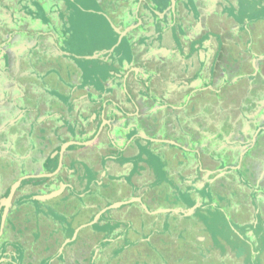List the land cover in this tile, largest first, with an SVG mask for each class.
<instances>
[{
	"label": "crops",
	"instance_id": "obj_1",
	"mask_svg": "<svg viewBox=\"0 0 264 264\" xmlns=\"http://www.w3.org/2000/svg\"><path fill=\"white\" fill-rule=\"evenodd\" d=\"M209 1L196 0L204 12L194 11L198 14H192L191 26L185 28L200 39L207 34L203 32L205 24H217L216 27L223 31L227 29L224 21L219 19L221 17L214 19V10L207 11ZM262 2L254 0L242 15L230 16L231 20H227L231 25L227 29V43L233 46L239 41V35H243L246 48H249V61L256 56L263 57L258 54H262L260 45L264 44L252 43V35L255 38L264 34V14H261L264 8L258 6ZM114 4L113 0H31L25 7L30 16L17 23L23 33L18 31L14 21L8 30L12 37L7 33L2 35L0 54L6 59L1 63L8 66L0 68V86L10 85L8 80L22 84L14 86V89L23 96L22 103L30 102L28 106L33 108V116L19 113L25 118L32 117V126L37 125L33 127L35 132L25 128L13 139H10L12 133H2L7 137L6 146L14 145L15 157L40 156L38 152L46 137L49 145L43 150V158L49 156L46 169L53 171L57 165L53 156L63 142L59 140L50 145L55 126L64 128L60 134V139L64 140L67 139L65 127L73 134L77 133V126L84 127L88 122L99 126V129L93 138V141L97 140L94 145L77 151L69 148L43 191L37 193L33 190V196L22 199L18 195L13 202L10 201L11 208L0 234V242L3 239L8 242L0 250V264H28L31 261L35 264H74L79 258H84L86 264L97 260L101 263L142 264L157 262L156 259L162 255L165 256L159 260L160 263L173 264L172 258L177 259L180 249L189 254L182 255L179 264L195 263L192 259L199 264H250L264 260V228L259 233L258 227L264 226V208L256 207L252 214V189L249 188L252 166L250 181L240 177V181H234L237 185L232 186L229 172L238 169L239 173L240 164L227 170L228 166H214L206 157L208 152H218L225 146L222 142L224 134L219 132V121L215 122L219 110L211 104L214 102L221 110L225 97L233 100L238 92H244L245 82L240 85L235 79L231 85L224 86L223 81L210 80L209 69L205 75L203 63L200 64V72L182 75V65L187 67L193 59L191 51H182L180 57L174 56L169 64L158 57L152 66L147 65L136 50V53L132 51L131 55L123 58L120 45L124 37L118 42L117 32H107L111 29L105 16L108 14L111 18L115 14L112 11ZM140 4H144L143 0L139 1ZM140 7L136 6L134 23L130 25L133 29L127 33H136L138 40L143 35L139 31L144 27ZM174 15L170 14L169 20H173ZM156 17V22H160L161 17L157 14ZM193 39L195 35L191 34V47L198 43L192 44ZM206 39L199 43L198 53L201 55L202 49L208 50L212 45ZM214 42L213 46L219 47V36ZM117 46L120 58L113 54ZM111 50L114 65L108 57L96 58L97 52L103 55ZM227 52L223 53L224 58L225 55L232 58L238 55ZM170 53L173 52L170 50ZM221 54L217 51L218 60H222ZM200 59L203 61L204 55ZM128 60H132L135 66L129 65ZM132 71L148 86L143 89L141 83L130 84L129 96L137 106L138 114L128 118L115 117L105 109L101 119L95 101L100 97L103 101L110 97L101 86L111 88L109 81H118L121 77L133 80ZM215 72H219L216 67ZM237 84L241 86L238 92L228 91ZM92 85L100 86L99 91H95ZM149 93L152 98L145 99L143 96ZM127 107L125 111L132 113V107ZM14 118L17 122L25 121V118ZM113 119L122 125L115 128L118 131L106 127L107 123L115 122ZM130 127L132 130L127 134L119 133L121 128L127 131ZM111 130L113 138L110 140L108 132ZM138 135L149 137L150 141L136 140V143L144 144L137 153L129 144H133L132 138ZM189 136L190 140L187 139ZM230 136L228 142L236 135L230 133ZM126 139L127 144L121 153L119 148L122 146L118 145ZM17 143L31 151L27 149L24 154L17 150ZM111 143L116 145V149L111 147ZM72 151L80 154L79 160L71 159ZM1 168L6 170L7 166L0 165L2 178ZM40 168L39 163H27L26 176L39 175ZM67 169H75L76 174H69ZM84 170L87 171L86 182L85 177H81ZM59 181L64 183V187L56 198L47 201L35 199L55 190ZM0 188L1 194L3 186ZM65 196L70 215L65 220L67 224L65 221L61 225L55 224L60 222L26 207L27 204L53 202ZM260 197L258 200L264 203ZM260 216L262 219L259 220ZM256 238H261L263 244L259 245ZM189 257L193 258L189 260Z\"/></svg>",
	"mask_w": 264,
	"mask_h": 264
},
{
	"label": "rangeland",
	"instance_id": "obj_2",
	"mask_svg": "<svg viewBox=\"0 0 264 264\" xmlns=\"http://www.w3.org/2000/svg\"><path fill=\"white\" fill-rule=\"evenodd\" d=\"M30 1L31 0H17L15 3L16 4L15 8L13 7V9H11L10 11H8V9H5L3 13L0 8V16L2 14L4 15V17L8 18V15L9 16L15 15L16 26L19 27L18 31L22 32L24 30H22L21 26L17 25V23L22 22L24 19H26L24 15L29 16L27 12L29 10H25L26 9L25 7L26 4L29 3ZM139 1L140 0H116V1L113 0V2H115L114 4L115 7L112 9V11L115 14L111 15V18L108 17L110 16L108 14L105 16L107 24L111 29V30L108 29L107 32L110 33V31H112L116 33L115 30L123 31L125 27H128L134 23L133 13L136 9V6L141 5L140 10L142 11L141 15L144 21L143 23L144 27H141L142 29L139 32L140 34L141 33L143 34V35L141 34L142 38L141 40H138V38L135 37L136 33L135 34L129 33L128 35L126 34L124 36L122 46L120 45V48L123 51V56H124L123 58H127L128 55H131L132 51L135 52L136 50L138 51L139 54H142L144 60L147 61V65L152 66L156 63V59L158 57H161L163 60L166 61V64H169L170 61L172 62L174 56H177L179 58L180 55L182 54V51H187V52L191 51L193 52L192 56L193 55L194 56L193 59H191L190 63H187L188 66L191 65V70L189 71L187 67L186 70L184 71L180 70L182 71L181 72L182 75L184 76L186 74L191 75V73H194L196 71L200 72L201 71L199 69L200 64L203 63L205 70L204 74L206 75V70L209 69L208 73H209V78H211L210 80H213V78H215V80L217 81L218 80L223 81L225 82L224 86L231 85L232 80L235 79L236 82H238L240 85L245 82L246 86H243L244 92L241 91H240L241 93L238 92L239 87H241L238 84L235 88L233 87L229 88L228 90L229 92H238L239 94L237 93L236 94L237 97L236 98L233 97V100L227 99L225 97L226 101L223 102L224 107L221 110L220 108H218L217 104L216 105L214 104V102L211 104L214 108H217L219 110V113L217 115L218 119H216L215 122L219 121V125H220L219 132H221L222 135L224 134L222 136V142L225 143V146L222 148V150L221 149L218 150V152H213V153L208 152L206 157L207 160L209 159V161H211L212 165L214 166H221V165L223 167L228 166L227 170H232L231 168H233L235 164L236 165L240 164L239 173H238V169L229 172L230 185L232 186L237 185L236 182L234 181L236 179L237 181H240V177H242L241 179H245L246 181H250L249 179L250 177H252V182L251 181L249 182L250 184L249 188L252 189V214L254 208L256 207H260L261 209L264 208V203L258 200V197L261 196L264 201V71L262 72L260 71L261 69L264 70V62H262L264 61V46L259 44L262 54H258V55H262L263 57L258 58L256 56L254 57L256 59L252 58V61H249L247 56V53L249 54L248 52L249 48L248 46L246 48L247 44L243 35H239V41L237 40L236 42H234L233 46L227 43L229 39L228 30L230 28L229 26H231L227 23V20L229 21L231 20L230 16L235 18L236 16L238 17L242 15L243 11L248 10L252 6V2H254V0H210L209 1L211 2L210 6L207 5L206 7L207 11L211 12L212 10H214V14H213L214 19L217 16L221 17L219 19L224 21L225 26H227L228 30L226 29L223 31L222 28L216 27L217 24H212V23L205 24L203 25L204 27L203 32L207 34L202 39L197 38L199 36L193 34V32L188 33L185 30V28L187 29L190 28L191 26V16L192 14L194 15L195 13H197L194 11H198V12L201 11L202 13L204 12V9L198 7L196 0H175V7L173 12L175 15L173 20L172 19L169 20V15L172 14L170 10V2H169L170 0H143L144 2L143 5L142 4L139 5ZM263 2L258 5L260 8L261 7L264 8ZM200 3L201 2H198V4ZM156 14L159 17H161V20L159 19L160 22H156V18H157ZM261 14H264V12ZM10 20L11 19H9V21ZM175 22L177 23L175 24ZM1 24L3 23L1 22ZM0 26L7 27L8 25H0ZM173 26H175V29H173ZM207 28L208 31L206 32ZM191 34L195 35V39H193L194 41L192 42V44L198 42L196 43L197 46H195L196 44H194L191 47V43H189L191 41ZM216 36H219L220 38L219 47H217L216 45L213 46L215 42H217V41L214 42ZM206 37H207L206 40L212 43V45L208 50L202 49V53L205 59L201 61L200 58L203 57V55L198 53L200 49L199 43L203 42ZM253 42L256 43L259 42L264 44V34L262 33L261 35L255 38H253L252 35V43ZM116 43L117 40L115 41V44ZM133 45H135V48H133ZM118 47L119 46H117L116 48L117 50L116 52H113V54L115 55L116 53V56L120 58V51H119L120 48ZM195 47L196 50H194ZM215 47H217L218 52L222 53L221 56H223L224 55L223 53H226L227 51H228L227 53H230L231 55L234 54H238V55L237 57L234 56L235 58H232V56L225 55V58L223 56L221 57L222 60H218L217 58L219 56L217 55V51ZM179 49L181 51H179ZM170 50L173 53H170ZM254 54L256 53L253 52V55ZM95 55L97 56L96 57L97 59H100L101 57L107 58V56H105L107 55V53L101 55L99 54V52H97ZM3 59H6V57H3ZM108 60L112 65H114L115 62H112V59H108ZM127 62L129 65L134 64L135 66V63L134 62L132 63V60H128ZM261 62L262 65H260ZM180 63H181L180 65H182V62ZM184 66L185 64L182 65L181 68H184ZM215 67L219 71L218 74L217 72H215ZM230 133H235L236 136H232L234 137V139L231 140V142H228V137H231ZM190 136L187 138L188 140H190L189 139ZM52 143H55V141L50 140V145H52ZM251 166H252V175H250L249 177ZM242 175H246V176H242ZM235 190L237 191V187ZM162 193L165 192L162 191ZM65 198L66 196L64 198L60 197L53 202L51 201L37 202L32 205L27 204L26 207L29 208V210H31L32 208L34 212H40L41 214H45L44 216L47 215L51 216L55 221L58 220V222H60L55 224L61 225L62 223H64L66 218L70 217V215L68 216L69 212L66 209V200L68 199ZM213 203H216L217 205H221L218 204L216 201H214ZM73 210L74 209L71 210L72 213ZM258 219L259 220L262 219V216H260ZM11 223L13 222L10 221V224ZM67 223L68 222L65 221V224ZM258 227L260 228L259 230L260 233L261 228H264V226H262L261 224ZM5 237H8V234L5 233ZM256 239L258 240L257 243L259 245L263 244L261 238H256ZM6 243L8 242L5 239H3L0 242L1 251L3 249L2 248L3 245L5 246ZM178 254L179 255H176L177 259L172 258V260L175 261V263L173 264H179L178 261L179 259L182 258V255L187 256L189 253L186 254L184 250L180 249ZM162 256H160L161 258L156 259L157 262L142 263V264H163V262L160 263L159 261L163 259ZM192 258L193 257L191 258L189 257V260ZM167 259L168 258H166V260ZM83 260L84 258H79L74 264H86L85 262H83ZM192 260H194L195 263H191V264H196L197 260L196 259H192ZM170 263L172 262H167L165 264H170ZM28 264H35V262L31 261ZM38 264H43V263H38ZM93 264H120V263H105V262L101 263V260L99 261L97 260V262ZM197 264L199 263L197 262ZM250 264H264V260L259 259L257 263L250 262Z\"/></svg>",
	"mask_w": 264,
	"mask_h": 264
},
{
	"label": "flooded vegetation",
	"instance_id": "obj_3",
	"mask_svg": "<svg viewBox=\"0 0 264 264\" xmlns=\"http://www.w3.org/2000/svg\"><path fill=\"white\" fill-rule=\"evenodd\" d=\"M16 1L17 0H0V8L2 10V13L5 11V9H8V11H10L11 9H13V7L15 8L16 7V4H15ZM10 5L12 6V8ZM171 13H173V12H171ZM24 16L28 17L27 15H24ZM8 18L11 20L9 21ZM8 18L4 17V15H2V14L0 16V25H8L7 27H1L0 26V52H1V44H2L1 41L4 39L2 37V35L7 33L8 34L7 36L12 37L11 31H8V30H9L10 23L15 21L16 16L15 15H12V16L8 15ZM1 22L3 24H1ZM3 43H5V42H3ZM107 57L109 59L113 58L112 57V50L110 52H107ZM2 60H3V57L0 55V63ZM117 64L120 65L119 63H117ZM6 65L8 66V64H6V63H1L0 68L4 67ZM187 68L189 70H191V65L187 66ZM180 70H182V71L186 70V66H184V68H181ZM131 73L133 75L132 76L133 80H130V79L128 80L127 77H121L118 81H116V80L109 81L110 82L109 84H111V86H110L111 88L106 87V86H101V88H103V91H106L107 94H110L109 99L107 98L105 101H103V99L101 97L98 101H95V103L97 104L95 106H96L97 111H99V115H100L99 117H101V119H102V114H104L103 111H105V109H109L110 113H112V115L115 117L116 116H122L123 118H128L130 115L132 116L134 113L138 114V108L129 96L128 91H129V88L131 86L130 84H132L133 82L136 84L141 83L143 89L147 86V84L144 81H142L141 77L137 76L136 72L132 71ZM8 81L10 82V85L5 86V87L0 86V165L7 166L6 170L4 168H1L2 169L1 171H2L4 177L1 178V174H0V180H1L0 181V187L3 186V189L1 191L2 193L0 194V198L7 197L9 194V189H10L11 185L22 178V180L19 183L18 188L15 190L14 195L11 199V202H13L14 201L13 199L18 195L20 196V198L26 199L28 196L33 194V190H36L37 193L43 191L44 188L47 187L46 183H47L48 179H50V177H51V176H46V175L52 174L55 171V169H57V167H58V163H59L58 162L59 161L58 155H59V149H60L61 145L63 143H66V142H74L73 144L68 145V147L66 148V151L63 152L62 158H61V164H62L64 154H66V152L69 150V148H73V149L76 148V151H77V149H79V148H87L89 146L94 145V143L97 142V140L93 141V138L97 134L99 126L95 127L94 124H91V122H88L84 127L80 128L79 126H77V128H76L77 133L76 134L69 132L67 127H65L66 128L65 131L67 130L66 131V133H67V139L66 140H64L63 138L60 139V136H61L60 134L62 133V129H64V128L61 126H58V125L55 126L53 131H52V134H51L52 139H50V140H52V141L63 140V142H61L58 145V150H56V154H55V156H53V159L55 158V160L57 162L56 168L53 169V171H47V169H46L48 162H49V159H50L49 156H47L46 158H43V156H44L43 150H45L47 145H49L48 144L49 139L48 138L46 139V137H44L42 147L39 149V152H38V154L41 156V158L38 155H36V156L25 155L26 156L25 157V156H18V154H17L18 157H15L16 155L12 151V148H13L12 146H14V145L11 144L12 146L7 147L5 144V142L7 141V137L5 138L3 136L4 134H2V133H4V132L12 133L10 139H13L15 136L21 134L22 130L25 128L27 130H30L31 132L32 131L35 132L34 128L37 125L32 126V123H31L32 120H30V118L32 119V117L27 118L29 116H33L32 115L33 114V108L28 106L30 102L25 101L24 103H22L21 99L23 98V96H20L19 92L15 91V89H14L15 88L14 86H18V85H22V84L17 82L16 80H11V81L8 80ZM28 86H30V85H28ZM92 87L94 88L95 91H99L98 88H100V86H98V88H97L96 85H92ZM4 88H6L5 93H4ZM147 88H148V86H147ZM143 92H144V90H143ZM143 97L145 99L150 100L152 98V95L149 93L147 95H144ZM186 98L187 97H185L184 100H186ZM128 105L132 107V113H127L125 111V107H127ZM19 112L26 113L27 117L26 118L22 117L24 115L22 113H19ZM139 114H140V112H139ZM14 117H18V119H24L25 118V121L17 122V119H15ZM94 117H95V114H94ZM11 120H13L14 122H11ZM112 121H115V122L107 123L106 124L107 128L115 129L116 127H122V125H120L116 119H113ZM130 129L132 130V128L130 127L127 131H122L123 128H121L120 129L121 131L119 133H121V134L124 132L128 133ZM116 131H118V130H116ZM111 132H112V130L110 132H108V139H110V140H111V138H113V137H111ZM68 134H69V136H68ZM8 136H10V135H8ZM27 137H29V136L27 135ZM147 138H149V137L145 138V137H141L140 135L133 137L131 140V141H133V144H129L132 151L138 153L139 148L141 149L142 147H144V144L136 143V140L139 141L140 139H142L143 141H146V142L150 141V139H147ZM127 141H128V139L123 141L121 143V145H118V146H122L121 148H119V151L121 153L124 152V145L127 144ZM75 143H78V144H75ZM98 144H97V146H98ZM16 145H17L16 146L17 150H22L25 154V152L27 151L28 148L21 146L18 143ZM110 145H111V147L116 149V147H115L116 145L114 143H111ZM31 146L32 145H28V147H31ZM29 151H31V150H29ZM79 155H80L79 153L77 154V153H75V151H72L71 159L72 160H76V159L79 160V158H78ZM130 158H133V157H130ZM51 159H52V157H51ZM14 161H16V163H14ZM35 162L39 163V165L41 166V168H40L41 172L39 173V175H43V176L23 179V177L26 176L25 170H26L27 163H33L34 164ZM14 164H17V165L14 166ZM63 168L65 170L66 166ZM67 172L71 175L76 174L75 169H70V170L67 169ZM86 174H87L86 170L82 171L81 177H85ZM34 175H38V174H32L31 176H34ZM85 182H86V177H85ZM60 184L64 185V183L62 181H59L56 189H58L60 187ZM2 210H3V207L1 206L0 207V213L2 212Z\"/></svg>",
	"mask_w": 264,
	"mask_h": 264
},
{
	"label": "water",
	"instance_id": "obj_4",
	"mask_svg": "<svg viewBox=\"0 0 264 264\" xmlns=\"http://www.w3.org/2000/svg\"><path fill=\"white\" fill-rule=\"evenodd\" d=\"M169 2H170V10H171V12H173L174 11V7H175V0H170ZM131 29H133L132 26H129V27L123 29V31L115 30L118 33V35H119L118 42H120L121 38L124 37L129 31H131ZM147 139H150V138H147ZM163 142H165V141H163ZM73 143L74 142H66V143H63L61 145V147L59 149V155H58L59 156L58 167H60V165H61V158H62L63 152L66 151V148L68 147V145L73 144ZM75 144H78V143H75ZM53 174H55V173L53 172L52 174H48L46 176H51ZM41 176H43V175L24 176L23 179L31 178V177H41ZM21 180H22V178L11 185V187L9 189L8 196L3 198L1 200V202H0V206L3 207V210H2L1 215H0V234L2 232V228L4 226L6 217L8 215V211H9V207H10V201H11L13 195H14L15 190L18 188L19 183H20ZM63 187H64V185L60 184V187L58 189L50 191L47 194L39 195L35 199L38 200V201H47V200L56 198L62 192Z\"/></svg>",
	"mask_w": 264,
	"mask_h": 264
}]
</instances>
